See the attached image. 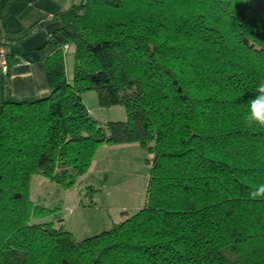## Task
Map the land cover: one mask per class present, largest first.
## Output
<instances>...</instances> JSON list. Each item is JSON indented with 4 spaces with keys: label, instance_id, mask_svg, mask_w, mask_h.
Wrapping results in <instances>:
<instances>
[{
    "label": "trees",
    "instance_id": "obj_1",
    "mask_svg": "<svg viewBox=\"0 0 264 264\" xmlns=\"http://www.w3.org/2000/svg\"><path fill=\"white\" fill-rule=\"evenodd\" d=\"M11 1L5 47L36 30H1ZM55 18L39 48L48 94L0 101V264H264V198L249 197L264 128L244 124L264 81V0H80ZM87 90L126 118L95 119ZM131 142L148 154L140 209L81 240L42 219L31 174L69 187L100 144Z\"/></svg>",
    "mask_w": 264,
    "mask_h": 264
},
{
    "label": "rangeland",
    "instance_id": "obj_2",
    "mask_svg": "<svg viewBox=\"0 0 264 264\" xmlns=\"http://www.w3.org/2000/svg\"><path fill=\"white\" fill-rule=\"evenodd\" d=\"M64 59L66 76L71 80L72 53L68 51ZM81 96L98 121L126 118L122 105L99 106L95 90H87ZM147 156L146 149L136 142L102 143L87 172L72 186L63 187L41 173L31 174L30 198L49 210L43 220L52 221L57 227L61 225L75 240H81L111 228L144 205L149 172Z\"/></svg>",
    "mask_w": 264,
    "mask_h": 264
},
{
    "label": "crops",
    "instance_id": "obj_3",
    "mask_svg": "<svg viewBox=\"0 0 264 264\" xmlns=\"http://www.w3.org/2000/svg\"><path fill=\"white\" fill-rule=\"evenodd\" d=\"M74 0H12L1 30L18 34L36 27L27 37L6 46L8 67L0 66V101L34 99L48 94L40 47L60 22L55 15ZM83 100V99H82Z\"/></svg>",
    "mask_w": 264,
    "mask_h": 264
},
{
    "label": "clouds",
    "instance_id": "obj_4",
    "mask_svg": "<svg viewBox=\"0 0 264 264\" xmlns=\"http://www.w3.org/2000/svg\"><path fill=\"white\" fill-rule=\"evenodd\" d=\"M256 95L248 101L244 124L248 128H264V81L256 87ZM249 197L253 200L264 198V184L256 186Z\"/></svg>",
    "mask_w": 264,
    "mask_h": 264
},
{
    "label": "built area",
    "instance_id": "obj_5",
    "mask_svg": "<svg viewBox=\"0 0 264 264\" xmlns=\"http://www.w3.org/2000/svg\"><path fill=\"white\" fill-rule=\"evenodd\" d=\"M0 66L3 70H7L8 60L6 57V47L4 43V38L0 34Z\"/></svg>",
    "mask_w": 264,
    "mask_h": 264
}]
</instances>
